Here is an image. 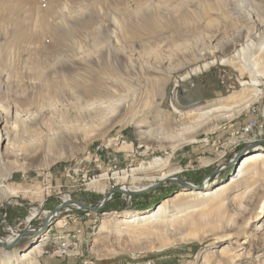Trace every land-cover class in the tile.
Returning a JSON list of instances; mask_svg holds the SVG:
<instances>
[{
    "label": "rangeland",
    "instance_id": "374dc122",
    "mask_svg": "<svg viewBox=\"0 0 264 264\" xmlns=\"http://www.w3.org/2000/svg\"><path fill=\"white\" fill-rule=\"evenodd\" d=\"M254 81L258 87L251 85ZM75 88L81 101L113 97L117 101L119 95H128L130 101L120 108L113 106L109 120L105 112L89 114L80 108L71 96ZM217 89L223 97L214 99ZM192 99L207 101L188 105ZM207 110L212 111L201 114ZM252 117L257 119L253 135L237 138L229 146L231 136H238ZM208 136L216 143L201 146ZM116 137L127 144L104 150L100 168L89 164L87 152ZM251 145L264 150V0H0V202L5 206L18 203L12 215L9 209H1V217L8 222L18 218L9 224L12 228L24 230L34 210L40 214L32 227L40 226L44 212L63 200L88 195L86 201L91 204H87L94 205L102 194L89 188L88 178L101 175L92 183L107 194L121 186L113 171L124 167L129 174L125 185L134 190L156 185L171 172L198 185L223 161L224 170L209 179V185L216 186L231 173L228 164ZM123 150L132 151L131 157L124 156ZM155 158H160L159 165ZM110 165H116L115 169ZM77 168L89 171L87 179L73 175ZM260 182L263 189L257 198H264V178ZM256 184V189L261 187ZM178 189L182 188L167 182L132 197L129 204L115 194L107 206L116 211L62 210L39 237L24 240L13 250L0 247V260L16 258V252L47 235L41 254H35L36 264L63 259L53 250L76 249L72 244L84 247V260L79 264L121 260L200 264L208 251L201 245L202 235L211 226L220 228L224 220L233 219L231 212L221 213L220 219L206 217L200 226L173 235L151 221L125 225L118 233L112 220L108 232L98 231L104 213L152 211ZM27 190L37 195L26 197L22 192ZM204 202L198 198L176 201L167 213L194 206L200 211L192 217H203L212 207ZM140 203L141 209L134 207ZM250 216H254L252 211L239 218L237 241L231 246L236 255L245 251L240 242L264 227L257 223L259 230L249 228ZM59 219L62 225L56 226ZM87 219L94 221L86 236L79 226L56 234L66 222L69 227L73 226L69 222ZM9 225L1 226L0 237L9 234ZM209 256L205 257L207 264H216L220 258ZM254 257L241 263L261 264L264 254ZM24 262L19 260V264Z\"/></svg>",
    "mask_w": 264,
    "mask_h": 264
},
{
    "label": "bare ground",
    "instance_id": "6f19581e",
    "mask_svg": "<svg viewBox=\"0 0 264 264\" xmlns=\"http://www.w3.org/2000/svg\"><path fill=\"white\" fill-rule=\"evenodd\" d=\"M251 85L256 86V87L259 86L257 82L255 81L252 82ZM76 86H78V84H75V87ZM72 92H74V94L71 93L72 94L71 96L72 98H74V100L77 103H80L79 104L80 108L87 110L89 114L92 112H95L96 114L100 115L105 112V114L106 113L107 114L104 118L109 117V120H111V118L114 115L113 108H112L113 106L116 108L118 107L120 108L122 105H126L128 101H130L128 95L124 97H121L119 95L120 98L117 101H114L116 97H113L112 99H106V100L92 99L89 102L84 101V100L81 101L80 97L82 95L79 93V91H77L75 88V90H72ZM256 94L257 93H255V95ZM217 109H220V108L217 107L216 109H213V110L217 111ZM211 111L212 110L201 113V114H208ZM175 113L179 114L180 112L175 110ZM256 126H257V123L256 121H254L252 122V124L247 125L244 130H240L238 136H235V135H233L235 137L231 136L232 139L230 141L229 146L235 144L236 143L235 140L237 138L240 140H244V139L249 138V136H252L253 129ZM157 134H159V132H157ZM206 142H207V139H206ZM7 150L8 148L6 146L5 151ZM154 163L156 165H159L160 158H155ZM224 165L225 163L223 161H220L218 162L217 165H215V169L224 170L223 169ZM112 168L115 169V167H112ZM236 168L237 169L234 171V174L231 175L226 181L220 182L216 186L211 187V185H209L210 184L209 180L208 181L205 180L203 181V186L205 188H203L202 190H195L192 188L181 189L177 191L176 193H174L171 196L172 198H170L168 201L167 200L162 201V203L157 204L153 208L152 211L141 212V213H137L138 211L137 212H125V213H119L120 215H115V214H118V211L109 212V214L104 213L103 214L104 217L99 225L98 231L108 232V224H109V221H112V220L113 221L115 220V223H116L115 225L117 226L118 233L124 231L122 227H125V225L128 226L131 223L139 224L141 222L147 223L148 221L149 222L151 221L150 224L151 223L156 224L157 226L161 228L162 232H165L169 235H173L174 233H178L182 230H187L190 227H194L195 225L200 226L202 223L201 219H204L206 217L210 219L211 218L220 219L221 213L228 211L234 215V218L232 217L233 219L227 218V220H224L223 221L224 223L222 224L220 228L211 226L212 229L209 231V233H205L204 235H202V239H200L201 245L203 246V248H205V250H208L207 255H205V257L208 255H210L209 258L210 257H216V258L220 257L218 261L216 262V264H220L221 262H223V264H242L241 263L242 259L249 258V256H252V257H254V255H256V257L261 256L264 254V227L261 228L260 231H255L252 237L245 238L244 240H242V242H240L239 245H241L243 249H245V251L239 252L236 255L235 253H232L234 249H231V246L232 245L234 246L235 241H237V240H234V238L238 235L237 230L241 224L239 223L240 217L250 215L252 211L254 216L252 217L250 216L251 218H249L248 220L246 219L247 220L246 224L250 225L249 228L251 229L256 228L257 223H261V225L264 224V198L260 197L259 195H258L259 198H257V194L263 189L261 186V182L259 183V181H261V179L264 178V150L260 149L256 145L249 146L248 150H246V153L244 154L243 159L241 160V162L238 164ZM110 169L111 168H109L108 170ZM127 170L128 169L125 168L124 170L113 171L114 174L112 173L114 176L117 177L116 179H118V183L120 182V185H121L120 188L123 191L124 190L125 191H140V190L145 189V188L139 189L135 187L134 190H131L130 187H127L125 185L124 181L127 175H129L126 172ZM131 170L132 169H129V171L132 173ZM172 174H173L172 172L169 174H164L162 177H160L158 182L174 177L172 176ZM82 178L86 179L85 176H82ZM241 179H247V180L242 183H239ZM88 180L90 183V186H89L90 189H93L94 191L97 190L102 195L103 194L106 195L105 189L102 186H97V185H94L95 183H92V181L95 180V178H92V180L91 179H88ZM96 181L97 180H95L94 182ZM256 183L260 184L261 187L256 189L255 187V185H257ZM85 185L88 186L89 184H85ZM11 194L12 195L16 194V191H10V195ZM22 194L28 197V194L29 196L30 194L37 195V192H33L32 190H27V191L22 192ZM192 198H198L199 200L203 202L206 201L204 202V204L206 203L211 204L212 207H210L209 209L211 211L207 214H204L203 217L198 215L197 218L192 217V216L193 214H196L198 211H200V208H197V207L194 208V206H190V207L188 206V208H185L182 210L179 209L180 211L172 212L171 214L167 213V207L173 202H176V201L185 202ZM65 211L73 212V210H65ZM85 212H92V211H85ZM44 214L48 215V212ZM36 216H38V213L36 210H34L30 214V216L27 218L26 222L30 223V221L33 220ZM72 217H74V215H72ZM178 218H181V219L178 220ZM54 222L55 220H53L52 224ZM55 224L56 226H61L62 221L59 219L56 221ZM256 230H259V227L256 228ZM46 236L47 235L41 236V240L35 241L26 250L22 252H18V253L16 252V258L15 257H5L4 259H6L7 261L6 264H19V260L25 261L24 264H36L37 258L35 257V254H37V256L41 254V249L43 246L42 243L47 240ZM0 239L4 240L2 238ZM4 241L7 243H10L6 240ZM222 242H227V244H220ZM72 245L76 249L81 247L80 244L78 245V247L76 244H72ZM248 248H249L250 253L249 251L248 252L246 251ZM224 254H226L225 257H222ZM204 258L200 264H207V260L206 258L205 259ZM4 261L5 260H0V264H2ZM260 262H262L261 264H264V259Z\"/></svg>",
    "mask_w": 264,
    "mask_h": 264
},
{
    "label": "water",
    "instance_id": "95a60500",
    "mask_svg": "<svg viewBox=\"0 0 264 264\" xmlns=\"http://www.w3.org/2000/svg\"><path fill=\"white\" fill-rule=\"evenodd\" d=\"M243 157L244 155H239V156L236 155L234 159L228 164L227 168L231 170V173L226 176L224 181H226L231 175L234 174V171L237 169L236 167L241 162ZM221 171L222 170H219V169L215 170L213 174L209 175V177H205L207 178L206 181L211 179L214 174H218ZM167 182H170V183L174 182L177 186H179L182 189L192 188L195 190H202L203 188H205L203 186V181L200 182L198 185H195L194 183L188 180L186 181L185 179L181 177L175 176V177H171L170 179L162 180L156 183V185L146 187L145 189L140 190V191H125V190L123 191L119 187H114V189L110 190L106 195H102L101 199L93 206L80 202L79 200H71V199L65 200V201H62L59 206L49 211V215L45 217V219L43 220V223L40 226L31 228V229L30 228L24 229L21 231H17L16 229L12 228L13 234L16 233L15 240H13L11 243H7L4 240L0 239V247L6 250H13L24 240H27L28 242H30L32 239H35L34 237H39L40 234L44 233L52 225L53 220L58 219L62 210L66 209V210H73V211L81 210V211H92V212L93 211L99 212L101 210H115L112 208H108L107 206V202L113 195L120 194L122 196L125 195L129 198H132V197L140 196L148 192H151L153 190H156V188L160 187V185L165 184ZM179 190L181 189H178L172 192L171 196ZM43 205L44 203H42V206Z\"/></svg>",
    "mask_w": 264,
    "mask_h": 264
},
{
    "label": "built area",
    "instance_id": "2783aa9c",
    "mask_svg": "<svg viewBox=\"0 0 264 264\" xmlns=\"http://www.w3.org/2000/svg\"><path fill=\"white\" fill-rule=\"evenodd\" d=\"M176 86H177V84H176ZM257 119H256V117H252V118H250V119H248V120H246V122L244 123V125L243 126H241V128L239 129V130H244L245 129V127L247 126V125H249V124H252V122H254V121H256ZM209 137V136H208ZM212 143H216V141L215 140H213L211 137H209V140L207 141V142H204V143H202L201 144V146H211L212 145ZM118 144H121V145H123V144H127V142H126V140H118V137H116L115 139H109L108 140V143H107V145L106 146H97L95 149H93L91 152H87V157H88V162H89V164H91L92 162L94 163V165H95V167L96 168H100L101 167V164H102V158L103 157H101V153L104 151V150H107L108 148H110V147H112V146H117ZM130 145L132 146L133 145V142H131L130 143ZM122 153H124V156H126V157H128V158H130L131 157V155L130 154H132V151H128V150H123L122 151ZM82 162V161H81ZM109 167H116V165H110ZM126 167H131V164L130 165H128V166H126ZM124 169H125V167H124ZM124 169H118V171L119 170H124ZM70 170H68V172H69ZM72 173H73V175H76V174H81V176H85V178L87 179V177H88V175H89V171L88 170H79L78 168L76 169V171H72ZM106 175V174H105ZM68 176H69V173H68ZM96 177H97V179H100V177H102L101 175H98V176H96V175H94V176H92V178H95L96 179ZM72 178V177H71ZM88 179H90V178H88ZM102 179V178H101ZM117 187H119L120 188V186H117ZM108 190H109V188L108 187H106ZM112 190V189H111ZM44 191V190H43ZM94 191V190H93ZM110 191V190H109ZM108 191V192H109ZM94 192H97V191H94ZM104 195V194H103ZM122 196V195H121ZM112 198V197H111ZM110 198V199H111ZM122 198H123V200L125 201H128L129 203L131 202V198H129V197H127V196H122ZM101 199V198H100ZM99 199V200H100ZM109 199V200H110ZM69 200V199H68ZM46 201L47 200H45V203H46ZM63 201H65V200H63ZM98 202V201H97ZM109 202V201H108ZM7 205L5 206V202L4 203H2V202H0V219L2 218L1 217V209L2 210H7V206H9L10 205V203H6ZM86 204V203H85ZM96 204V203H95ZM94 204V205H95ZM15 205H18V203H15ZM91 206H93V205H91ZM66 210V209H65ZM47 212H49V211H47ZM44 213H46V212H44ZM40 213L38 212V215H39ZM43 214V213H42ZM49 214V213H48ZM6 216V215H5ZM47 216V215H46ZM37 217H39V216H36L34 219H36ZM33 219V220H34ZM45 219V218H44ZM33 220H31L30 221V223L29 222H26L27 223V225H25V228L24 229H31V228H33L32 227V221ZM92 221H94L93 219H87V220H84V221H78V222H69L70 224H72V225H74V226H76V227H78L80 224H88L89 225V228H88V230H92ZM0 223L3 225H9V223H7V221H6V217H3L2 218V220H0ZM66 227H68V223L66 222L65 223V225L62 227V228H66ZM35 228V227H34ZM62 228H58L59 230L60 229H62ZM14 229H16L17 231H21V229H19V226H18V229L17 228H14ZM7 230H8V232H9V235L7 236V237H0V238H2V239H5L6 241H8V242H12L13 240H15V237H16V233L15 234H13V232H12V227H11V225H9V228H7ZM80 230H81V235H84V229L83 228H81L80 227ZM83 248L84 247H79L78 249H70V247H63V248H59V249H54L53 250V253H54V255L55 256H57L58 258H73V259H76V260H84V252H83ZM115 264H151L150 263V261H146V262H137V261H118L117 263H115Z\"/></svg>",
    "mask_w": 264,
    "mask_h": 264
},
{
    "label": "crops",
    "instance_id": "0c3cea01",
    "mask_svg": "<svg viewBox=\"0 0 264 264\" xmlns=\"http://www.w3.org/2000/svg\"><path fill=\"white\" fill-rule=\"evenodd\" d=\"M223 92L221 91V90H219V89H217L216 90V93H215V96H214V99H216V98H221V97H223ZM214 99H212V100H214ZM205 101H207V99H192L190 102H189V104L188 105H190V104H199L200 102H205ZM186 156H187V154L186 155H183V157H182V162L184 163V161H186V159H184V158H186ZM106 161V158L103 160V163ZM123 199V198H122ZM133 200L135 201V203H136V199H134L133 198ZM122 202H123V200H121ZM126 201V200H125ZM4 202V201H3ZM128 201H126V203H127ZM14 204V203H13ZM125 204V203H124ZM128 204H129V202H128ZM15 207V205L14 206H8V208H7V210L9 209L10 210V213H11V215H12V213L14 212V208ZM135 208H139V209H141V207H142V205H141V203L140 204H135V206H134ZM126 208H128V207H126ZM6 210V211H7ZM13 211V212H12ZM120 211V210H119ZM19 214H21L22 215V213L19 211ZM7 215V214H6ZM21 217V216H20ZM9 218V217H8ZM18 218H15V220H17ZM6 220H7V218H6ZM14 219H13V221H15ZM13 221H11V223L10 222H8V220H7V223H9V224H14V223H12ZM1 226H3L1 223H0V236H2V234H1V231L3 230V228L1 227ZM37 227V226H36ZM79 227H81V228H83L84 229V232H85V236H86V234H87V231H88V228H89V225L88 224H80L79 225ZM51 229H53V228H51ZM50 229V230H51ZM57 229V228H56ZM76 229V226H69V227H67V229H62V230H59V229H57L58 231H57V233L56 234H62V233H65V232H72V231H74ZM9 235V234H8ZM7 235V236H8ZM6 236V237H7ZM28 239V238H27ZM82 261L81 260H79L78 262L77 261H74V260H72V259H69V258H63V259H57L56 261H54V262H52L53 264H79V263H81ZM50 264V262L49 261H43V262H40V264ZM51 263V264H52Z\"/></svg>",
    "mask_w": 264,
    "mask_h": 264
},
{
    "label": "trees",
    "instance_id": "16d2710c",
    "mask_svg": "<svg viewBox=\"0 0 264 264\" xmlns=\"http://www.w3.org/2000/svg\"><path fill=\"white\" fill-rule=\"evenodd\" d=\"M87 197H89V196L87 195V196H83V198H77V199H79V200H81V201H84L86 204H87V203H88V204H91V202H87V201H86ZM84 198H85V200H84Z\"/></svg>",
    "mask_w": 264,
    "mask_h": 264
}]
</instances>
